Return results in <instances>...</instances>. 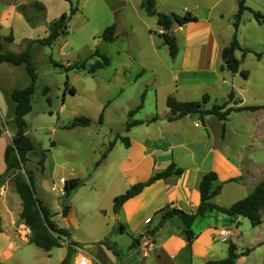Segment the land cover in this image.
Instances as JSON below:
<instances>
[{"label":"rangeland","instance_id":"rangeland-1","mask_svg":"<svg viewBox=\"0 0 264 264\" xmlns=\"http://www.w3.org/2000/svg\"><path fill=\"white\" fill-rule=\"evenodd\" d=\"M245 1L249 10L244 12L238 29L241 49L236 57L241 61V71H248L249 77L245 79L240 73L220 71L222 58L219 53L216 52V56L213 53L212 70L222 80L210 87L208 94L212 102L206 108H212L215 102L225 103L232 91L236 95L229 107H262L257 113L232 112L227 122L231 136L238 138L240 134L242 143L255 149L249 153L258 166L253 170L247 168L252 175L249 186L233 181L212 201L225 208L244 199L250 194L249 190H254L252 186L264 179V25L254 17V13L264 16V0ZM155 2L159 13L183 16L189 12L209 20L218 47L228 46L234 36L237 0ZM141 3L142 0H0V36L4 52L25 51L29 41L46 38L50 24L63 13H69L71 7L78 9L69 23L67 35L60 36L51 47L34 44L30 50L38 79L31 99L32 112L25 117L27 134L35 145V150L29 154L28 169L36 176L37 196L49 207L58 227L67 229L71 238H64L63 247L50 252L14 239L13 258L7 259L5 264H60L68 253L72 254L71 264H77L82 257L92 259L94 264H206L209 260L226 259L231 243L237 246V253L242 254L237 264H264V208L263 223L258 227L247 218L233 220L217 211L198 217L193 226L197 234L205 226L219 232L215 241L205 240L204 250L192 259L188 256L186 239L179 232L182 222L178 217L160 229L155 249H151L156 238L151 231L157 226L152 225L153 220L145 223V217L124 213L118 218L113 212L115 197L130 188V179L123 177L119 169L129 149L116 138L119 135L142 143L148 136L144 131L158 134L157 130L166 122L163 118L170 112L167 97L175 93L172 71L181 63L180 58H171L167 46L163 45L157 18L149 16ZM22 5L26 7L25 15L20 11ZM114 24L117 39L103 41L102 34ZM177 27L175 24L173 30ZM10 35L13 41H6ZM185 35L184 29L176 32L181 53ZM203 46L204 51L211 49L205 44L200 48ZM100 54L110 59V65L91 73L90 68L103 61ZM75 65L76 68L68 69ZM29 84L24 66L0 64V127L4 131L0 151L15 135L10 93ZM71 88L76 94L70 92ZM238 100L243 104L237 103ZM140 105L142 108L130 117V112ZM156 115L165 121L156 126H140L131 135L126 131L128 121H148ZM81 117L89 119L91 124L67 128ZM112 144L115 147L108 158L97 166ZM138 148L134 146V153ZM42 152L47 154L44 170L38 164ZM4 153H0L1 172L6 169ZM142 169L139 174L146 176L148 168ZM1 172L0 175L5 174ZM74 178L83 183L71 199L66 200L64 183ZM2 197L0 216L5 217V229L9 221L21 232L20 236L28 238L32 232L21 219L22 201L10 174L4 175L0 188ZM64 203L72 208L69 219L62 215ZM159 217L157 214L154 220ZM121 225L126 226L124 233L118 231ZM135 238L140 240L137 248L133 247ZM3 241L0 240V247Z\"/></svg>","mask_w":264,"mask_h":264},{"label":"trees","instance_id":"trees-1","mask_svg":"<svg viewBox=\"0 0 264 264\" xmlns=\"http://www.w3.org/2000/svg\"><path fill=\"white\" fill-rule=\"evenodd\" d=\"M238 9L234 16L233 27L235 29L234 36L230 44L222 51V59L224 61V67L232 74L240 73L245 79L249 77L248 71H241V61L237 59L236 52L241 49L238 41L237 33L241 25L242 16L246 10H249L246 6L245 0H237ZM141 8L151 17L157 18V24L162 30L160 34L163 38V45L167 46L170 56L175 59L179 53V46L177 37L173 33V26L176 24L183 27L189 23L198 22L199 18L191 13L186 15L177 14H164L159 13L156 10L155 0H142ZM20 11L24 15L26 14V7L20 6ZM78 12L77 8L71 7L69 13H63L58 20L52 22L49 26L48 36L40 40H31L28 42L27 49L21 53L4 52L2 49V37L0 36V64H11L13 66H24L25 70L30 78V84L25 88L13 89L10 93L11 101L14 105V137L9 145H7L4 153L6 171L4 175L10 174L14 179V188L16 193L22 201L21 219L23 223L31 230L30 243L36 247L50 252L55 248H62L65 239L71 238V233L67 229L59 228L53 220V215L49 207L37 196L35 190L36 176L34 172L28 169L29 154L35 150V145L32 139L27 134V123L25 117L32 112V96L35 93V84L38 76L31 56V48L34 44H41L43 46L51 47L55 41L60 37L68 34L69 23L72 17ZM26 17V16H25ZM254 17L259 24L264 25V16L260 13H254ZM29 20L28 17H26ZM117 27L112 25L107 28L102 34V39L105 42H114L117 39L116 34ZM6 41H13L12 35L5 39ZM249 53L250 51L245 50ZM99 52H97V55ZM101 55V54H100ZM102 62H97L90 68L91 73H95L97 70L102 69L110 65V59L101 55ZM79 65H77V68ZM75 66H69L68 69H74ZM72 94H76L74 88L70 89ZM236 93L232 91L229 95L228 101L223 104H215L212 108L208 109L206 106L210 102V96L205 94L199 101L180 102L174 96L167 98V107L170 109V115L167 117L169 122L180 120L186 116L198 115L202 124L205 125V118L207 116H214L220 122H222V138L225 137L227 122L232 112H255L262 107L256 106H241L238 108L229 107L230 103L234 101ZM237 103H243L238 100ZM142 106H138L135 111L130 112V117L136 111H139ZM160 117L154 116L148 121H128L126 124V131L130 132L132 128L140 125H148L158 121ZM101 117V122H102ZM90 120L81 117L74 120V122L67 126L72 129L76 126H89ZM3 128L0 127V137L3 135ZM116 139L121 140L124 145L130 147V139L128 137L117 136ZM115 146L112 144L110 149L106 151L103 156V160L98 161L99 166L108 154L113 150ZM47 159L46 152H42L39 160V167L44 170L45 162ZM185 170L178 167L175 163L170 164L166 169L155 173L145 182H139L131 186L124 194L115 197L113 202V210L115 214H119L123 205L132 198L140 195L147 187H150L154 183L160 180H164L170 177H178L184 174ZM4 175H0V188L4 184ZM237 181V179H236ZM83 181L77 178L66 180L64 183V193L66 200H70L73 193L82 185ZM223 184L218 182V175L215 171L205 173L199 184V191L201 196V203L197 211L193 214L186 213L179 209H164L157 214H161V218H173L178 217L182 222V235L186 239L187 246L191 247L197 239V235L193 230V225L198 217H204L206 214L217 211L228 215L233 220H237L240 217L250 220L254 227H258L263 223L262 210L264 208V179L259 182L254 188L253 192L246 196L244 199L237 201L229 208L221 207L212 202V200L219 196L222 192ZM63 217H67L71 211V206L64 203ZM152 221V220H151ZM0 230H2L1 218H0ZM160 228L158 225L151 231L152 235H156ZM119 232L124 233L125 227L121 226L118 229ZM139 238L133 239V247L137 248L139 245ZM155 242V241H154ZM74 244H77L74 242ZM242 254L237 253V246L233 243L228 248V257L222 260H210L206 264H237L238 259ZM72 254L63 259L60 264H71ZM0 264H2L0 262Z\"/></svg>","mask_w":264,"mask_h":264},{"label":"crops","instance_id":"crops-1","mask_svg":"<svg viewBox=\"0 0 264 264\" xmlns=\"http://www.w3.org/2000/svg\"><path fill=\"white\" fill-rule=\"evenodd\" d=\"M183 29L186 31L184 50L181 53L179 49L178 56L176 57V59H181L180 67L172 71L176 83L174 96L180 102L199 101L205 94L209 93L210 87L218 85L219 81L222 80V77L218 73H215V70H212L213 62H211V58L213 53L216 56V52L222 58V51L227 46L218 47L215 42L216 39L212 35L213 31L209 20L199 18L198 22L189 23L183 27L178 26L176 31L173 30V33L176 35L178 30L181 31ZM203 44L210 46L211 49L204 51V46L200 48V45ZM223 67L224 61L222 59L220 71L226 70ZM199 76H203L204 78H199ZM187 92L189 93L188 95ZM211 102L210 96L209 104ZM215 104L218 103L215 102ZM260 110L253 113L260 112ZM168 116L163 118L166 119V122L160 130H157L158 134H151L149 130L144 131L148 136L142 143H135L132 138H129L130 147L127 148L129 149V153L126 155L125 160L121 162L122 164H120L119 169L123 177L130 179V187L139 182L147 181L152 175L166 169L172 163L183 168L185 172L182 176L160 180L147 187L140 195L130 199L123 205L122 210L117 214L119 215L118 218L123 213L124 215L132 214L138 217H145V223L150 219L154 221L152 225H158L162 219L161 214H158L160 217L157 221L154 218L158 212L164 209H179L186 213H195L201 203L199 191L201 178L205 173L210 171H215L218 175V182L223 184L220 195L224 193V186L234 183L233 181H236V179L243 186L250 185L249 180L252 179V175L248 174L247 168L256 169L258 163L249 153L255 149L248 144H243L240 134H237L238 138H235V135L231 136L227 126L225 137L222 138V122L214 116H207L205 118V125L202 124L198 115L186 116L174 122H169L166 118ZM162 121L165 120H162L160 117L158 121L145 125L156 126L161 124ZM212 124L215 125L214 129H212ZM140 126L132 128L129 134L131 135ZM230 137H233V140H230ZM1 138L3 136L0 137V141ZM6 144L7 142L3 145L0 153L5 151ZM134 146L139 147L135 153ZM144 166H146V169L148 168L146 176L139 174ZM5 171L6 169H3L0 172L4 173ZM255 187L254 185L251 189ZM252 192L253 190H249L248 193ZM220 195L217 197H220ZM3 200V197L0 198V204H2ZM69 215L66 219H69ZM0 218L2 222L0 240H5L6 242L4 246L3 241V245L0 247V262L5 264L7 259L13 258V250L16 248L14 239L18 240L19 238L26 243H31L30 236L28 238L20 236L21 232L18 231L15 225H11L9 221L7 225L8 229L6 228V230L4 227L5 217L0 216ZM171 219L166 218L162 227ZM121 226L126 227L125 225ZM181 228L182 225L179 228V232L182 235ZM218 232L219 230L210 226H205L198 234L195 232L198 236L197 239L191 247L187 246L188 252H190L189 258H196V256L200 255L204 250V241L208 238L211 239L210 242L215 241V236H217ZM158 233L155 235V242L150 246L151 249H155L154 245L157 243ZM90 260L92 261V259ZM94 263L95 261L92 264Z\"/></svg>","mask_w":264,"mask_h":264},{"label":"built area","instance_id":"built-area-1","mask_svg":"<svg viewBox=\"0 0 264 264\" xmlns=\"http://www.w3.org/2000/svg\"><path fill=\"white\" fill-rule=\"evenodd\" d=\"M148 222L150 223L151 220L149 219ZM77 264H92V261L88 257H82L80 260L77 262Z\"/></svg>","mask_w":264,"mask_h":264},{"label":"water","instance_id":"water-1","mask_svg":"<svg viewBox=\"0 0 264 264\" xmlns=\"http://www.w3.org/2000/svg\"><path fill=\"white\" fill-rule=\"evenodd\" d=\"M165 221H166V218H163L161 220V222L158 224V227L161 228L163 226V224H164Z\"/></svg>","mask_w":264,"mask_h":264}]
</instances>
